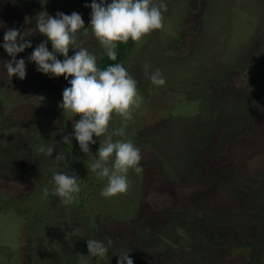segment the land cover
Masks as SVG:
<instances>
[{
  "label": "rangeland",
  "instance_id": "374dc122",
  "mask_svg": "<svg viewBox=\"0 0 264 264\" xmlns=\"http://www.w3.org/2000/svg\"><path fill=\"white\" fill-rule=\"evenodd\" d=\"M75 3L0 0V43L6 29L34 30L40 14H66ZM166 3L164 27L133 42L121 59L143 97L126 129L143 172L130 170L129 191L116 197L101 196L106 179L90 172L99 181L72 205L42 198L70 160L57 165L36 148L56 143L53 158L66 148L79 156L75 139L63 144L79 116L58 107L69 86L64 77L40 73L27 59L46 37L33 31L32 48L18 54L24 80L10 79V58L0 48V264H77V255H88L86 239L108 238V260L89 264H117L121 249L134 264H264V203L255 185L264 179V0ZM83 20L87 28L90 15ZM80 38L98 63L103 50L91 30ZM146 63L149 72L162 71L166 86L151 84ZM41 112L47 118L36 129ZM120 126L115 116L109 130ZM93 139L92 154L77 166L83 177L104 137ZM5 159L16 166L3 167Z\"/></svg>",
  "mask_w": 264,
  "mask_h": 264
},
{
  "label": "clouds",
  "instance_id": "9594fccd",
  "mask_svg": "<svg viewBox=\"0 0 264 264\" xmlns=\"http://www.w3.org/2000/svg\"><path fill=\"white\" fill-rule=\"evenodd\" d=\"M91 9L90 23L86 28L82 15L76 11L71 14L58 12L55 17L47 13L40 14L35 21V29L21 31L8 28L4 32L2 48L10 58L4 67L10 79L15 76L20 80L26 77L24 58L18 54L32 48L27 37L33 31L42 34L46 40L37 45L28 56V61L36 65V70L45 75L61 77L68 83L62 92V101L58 107L71 117L79 116L73 122V132L63 137V144L72 147V140L78 142L82 153L92 154L90 145L95 144L93 137H104L103 142L93 156L88 170L106 183L101 190L105 198L126 194L131 186L129 171L136 174L143 172L141 150L131 138L127 137L128 122L141 106L143 97L138 89V82L122 62L109 64L105 69L98 67L97 54L84 47L81 35L91 30L102 46L103 55L111 61H117V43L142 42L143 38L155 30L164 27L166 0H92L86 5ZM25 23H30L26 17ZM51 43L52 50L48 48ZM73 55L69 56V51ZM58 55L63 59H58ZM144 68L153 86H166V78L159 68L148 71ZM42 103L43 96L37 97ZM115 116L121 118L119 128L109 130ZM114 136L121 139L114 140ZM57 144H41L36 151L49 158L57 165L66 161L67 154L61 149L53 158ZM81 179L67 171L54 172L49 189L45 187L42 198L49 195L59 198L65 206L72 205L82 191ZM79 232L77 228L74 230ZM88 255H77V264H89L93 259L108 260L109 248L114 241L107 243L101 239H86ZM130 251H119L117 264H134Z\"/></svg>",
  "mask_w": 264,
  "mask_h": 264
},
{
  "label": "trees",
  "instance_id": "16d2710c",
  "mask_svg": "<svg viewBox=\"0 0 264 264\" xmlns=\"http://www.w3.org/2000/svg\"><path fill=\"white\" fill-rule=\"evenodd\" d=\"M62 2H63V4H66V3H68V0H62ZM91 2H92V0H86L85 2H84V0H78V3H75V5L74 4H72V5L70 4V7L68 8L69 11H65V12H66V14H71L73 11H76V12L80 13L82 15V18L84 19L85 17L91 15V9L89 7H86V5L91 4ZM109 2H110V0H109ZM133 44L134 43L131 40H129L126 43L118 42L117 43V49H116V51H117V61H111L106 55H102L99 58V61H98L99 67L101 69H105L109 64H113V63H116V62H121L122 57H124L126 52L132 48ZM47 88H49V87H47ZM45 95L48 96L47 94H45ZM33 110L34 109L31 107V113L32 112L34 113ZM50 112H51V110H50ZM1 114H2V112L0 110V116H1ZM41 114H42V112L40 113V115ZM44 118H47L46 114H42L41 117H37V121H36V124H35L36 129L40 128L43 125V122H44L43 119ZM36 138H39V136H37ZM14 152L16 154H18L19 151H15L14 150ZM65 152H66L67 157H68L67 159H69L70 161L67 160V162L65 163L66 166H65L64 170L67 171V169H68L70 173L74 172L81 179V181H80L81 186H83L82 184L86 183V186H84L83 188L81 187V188L84 189L86 187V189L89 190L90 186L93 183V179H95V178H93V176L90 175V171L88 173H85L86 174L85 177L80 176L79 174L81 173L82 169L80 170L77 167L78 165L80 166V168L84 167V164H83L84 159L82 158L83 153L82 152L79 153V156H77L75 158L74 155H76V153H75V151L73 152L72 149L69 148V150H68V148H66ZM15 153H11V154H15ZM71 156L74 157V158H71ZM9 158H10V156H9ZM10 160L11 159H5V162L2 163V166L7 168V167H9V163L11 164V162H12L11 166L15 167L16 164H13V161L12 160L10 161ZM76 161H78L77 165L75 164ZM93 174H95V173H93ZM95 180L99 181V179H95ZM255 185L258 186L257 190L259 192V195L263 196V199L260 202V204H262V203H264V179H262L260 182L256 183ZM262 215L264 216V214H262ZM185 220H186L187 224H190V222H194L195 221V219L188 218V217ZM203 229L207 230L206 228H203ZM208 235H209V233L204 234L203 237L206 238ZM259 238H260V240H259V242H260L263 239V237H259ZM256 260H258V259L256 258ZM256 263H258V261H256Z\"/></svg>",
  "mask_w": 264,
  "mask_h": 264
}]
</instances>
